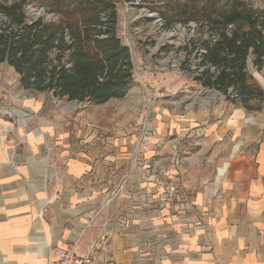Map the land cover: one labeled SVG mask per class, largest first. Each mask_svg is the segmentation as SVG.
<instances>
[{"label":"crops","instance_id":"obj_1","mask_svg":"<svg viewBox=\"0 0 264 264\" xmlns=\"http://www.w3.org/2000/svg\"><path fill=\"white\" fill-rule=\"evenodd\" d=\"M157 111L163 134L209 121L202 167L169 170L162 153H134L131 134L110 148L67 129L0 128V264H52L96 240L119 264H264V105L252 121L234 104Z\"/></svg>","mask_w":264,"mask_h":264},{"label":"rangeland","instance_id":"obj_2","mask_svg":"<svg viewBox=\"0 0 264 264\" xmlns=\"http://www.w3.org/2000/svg\"><path fill=\"white\" fill-rule=\"evenodd\" d=\"M86 1L0 0V3L7 7L21 5L27 23L34 21L33 9L45 8L59 17V21L49 23L56 24L62 20L63 9ZM237 1L264 11V0H112L116 32L129 46L134 64V81L128 94L98 106L60 99L52 92L23 88L15 68L3 62L0 63V88L10 94L9 106L30 114L31 120L18 123L15 118H1L7 123L0 128L7 135L22 127L46 136L54 135L45 128L47 126L58 132L67 129L74 139L82 136L98 142L104 139V145L110 148L117 134H131L135 136L134 153H162L165 157L162 166L169 170L202 167L199 158L204 155L203 163L206 162L207 153L212 150L208 141L209 121L197 125L194 120L185 119L189 123L184 124L179 133L169 130L163 134L157 123L160 120L157 108L168 107L186 116L190 112L210 110L213 106L233 104L222 92L203 87L196 76L203 68L200 66V39L217 38L221 25L215 22L216 16ZM0 13L1 33L18 30L19 11L16 16L5 9H0ZM205 13L211 14L214 22L206 18ZM232 28L228 26L229 31ZM68 35L69 38H65L70 42L69 31ZM68 54L69 51H65L61 55L64 61ZM58 55L59 50L54 49L49 58L57 59ZM210 68L213 71L214 66ZM249 71L255 79L260 72L252 64ZM28 99L41 101L40 109L25 104ZM252 104L256 107L258 103L253 101ZM251 111L256 110L249 111L247 121L253 119ZM4 126L8 127L7 131ZM14 157L17 159L16 155ZM136 163L140 166L144 160H136ZM156 166L160 167V161Z\"/></svg>","mask_w":264,"mask_h":264},{"label":"trees","instance_id":"obj_3","mask_svg":"<svg viewBox=\"0 0 264 264\" xmlns=\"http://www.w3.org/2000/svg\"><path fill=\"white\" fill-rule=\"evenodd\" d=\"M20 6L0 3V9L14 16L20 13L18 30L0 32V63L15 68L23 88L90 104H104L128 94L134 81V64L129 46L116 32L112 0H87L67 7L56 24L41 20L27 23ZM205 17L214 22L211 14L205 13ZM215 22L221 25L217 38L200 39L203 68L197 81L222 92L235 105L249 111L261 109L264 89L249 66L259 71L264 68V11L237 1L221 11ZM229 25L233 27L230 31ZM66 29L70 42L65 38ZM54 49L60 55L50 60ZM65 51H69L66 61L61 57ZM253 101L258 103L256 107Z\"/></svg>","mask_w":264,"mask_h":264},{"label":"built area","instance_id":"obj_4","mask_svg":"<svg viewBox=\"0 0 264 264\" xmlns=\"http://www.w3.org/2000/svg\"><path fill=\"white\" fill-rule=\"evenodd\" d=\"M33 11H35L33 13V15H35V18L33 19L34 21L41 20L44 23L49 24L59 19V17L54 12H47L45 8H41L39 10L33 9ZM102 20H106L105 15H103ZM65 37L69 38L68 29H66ZM66 66L69 67L70 64H66ZM214 69L215 67L213 68V70ZM9 97L10 94L8 90L0 88V119L15 118L18 123L21 121H30V114L24 113L18 108L9 106ZM4 129L7 131L8 127L4 126ZM217 189L218 188L216 187V190ZM104 245L109 246L107 241H93L84 254L76 253L74 246L68 247L66 249H61L58 252L57 258L53 261L52 264H119L110 253L106 251L104 252Z\"/></svg>","mask_w":264,"mask_h":264}]
</instances>
